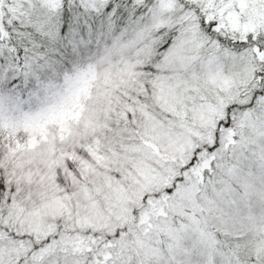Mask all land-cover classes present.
<instances>
[{
	"label": "snow or ice",
	"instance_id": "6c2138e0",
	"mask_svg": "<svg viewBox=\"0 0 264 264\" xmlns=\"http://www.w3.org/2000/svg\"><path fill=\"white\" fill-rule=\"evenodd\" d=\"M0 264H264V0H0Z\"/></svg>",
	"mask_w": 264,
	"mask_h": 264
}]
</instances>
